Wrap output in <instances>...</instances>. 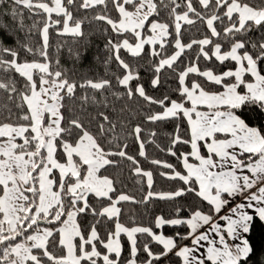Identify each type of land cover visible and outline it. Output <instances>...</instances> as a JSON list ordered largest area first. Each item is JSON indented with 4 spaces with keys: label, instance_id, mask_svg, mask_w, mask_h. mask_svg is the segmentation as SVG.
Wrapping results in <instances>:
<instances>
[{
    "label": "snow or ice",
    "instance_id": "obj_1",
    "mask_svg": "<svg viewBox=\"0 0 264 264\" xmlns=\"http://www.w3.org/2000/svg\"><path fill=\"white\" fill-rule=\"evenodd\" d=\"M195 3L197 6L194 0H11L9 4V0H0V33L13 41L9 45L0 36V72L5 74L0 78V90L12 105L2 106L7 115L0 119V264H249L252 260L259 242L250 234L257 220L264 226V0ZM98 8L101 11L92 20L105 22L116 37L107 38L104 63L107 69L115 60L120 74L106 71L109 78L84 74L77 80L75 69L66 70L58 55L54 61L49 58V31L60 26V35L83 37L82 25L90 21L80 17L81 10ZM25 10L43 19L26 25ZM9 14L12 24L4 20ZM198 21L208 34L185 43V26H195ZM34 32L41 36L38 49L32 46ZM146 45L150 46L149 56L156 58L148 61L151 86H161L162 71L170 70L178 78L175 91L181 99H171L167 93L163 98L148 95L140 83L139 65H130L120 54L123 49L133 58H142ZM194 46L198 50L181 69L178 62ZM168 47L173 49L171 55L166 54ZM69 52L76 61L83 55ZM29 55L40 59L28 60ZM201 58L205 62L214 59L220 65L233 62L235 68L217 72L214 65L202 70ZM190 74L206 84L190 79ZM17 76L24 81L20 87ZM77 89L99 92L103 99L95 94L80 97L79 111L84 114L80 115L66 104L77 101ZM137 97L149 105L143 117L147 122L186 121L184 135L188 138L180 134L177 124L167 148L175 157L178 144L190 147L178 157L186 174L171 163L151 161L172 170L161 176L179 179L185 187L153 192V172L143 170L127 154V137H121L117 122L105 114L113 101ZM152 105L160 111H154ZM89 106L104 109L97 112L95 128L88 119ZM143 131L136 123L129 134L139 144V156L146 158L145 144L154 141L141 139ZM149 135L155 137L156 133ZM117 158L134 165V176L146 178L149 191L142 200L118 192L115 179L101 174L102 169L119 167ZM187 193L206 202L208 209L176 202ZM90 197L107 203L94 207ZM153 199L173 202L175 207L167 216L157 215L150 226L135 220L130 226L120 222L121 202L147 204ZM185 211L187 216L182 215ZM81 215L93 218L83 229L78 221ZM109 222L111 229L106 227ZM56 223L57 228L42 226ZM98 226L105 228L103 236ZM166 226H186L188 232L166 235ZM186 240L190 244H184ZM153 244L159 247L154 250ZM53 246L62 254L50 251ZM141 252L143 260L138 258Z\"/></svg>",
    "mask_w": 264,
    "mask_h": 264
},
{
    "label": "trees",
    "instance_id": "obj_2",
    "mask_svg": "<svg viewBox=\"0 0 264 264\" xmlns=\"http://www.w3.org/2000/svg\"><path fill=\"white\" fill-rule=\"evenodd\" d=\"M10 3L11 0H9V4ZM194 6H197L195 0ZM109 9H111L110 3ZM4 11H8V8H4ZM98 11H101V9L98 8L95 10H81L79 14L80 17L87 16L90 21V23L86 22L84 25H82V30L85 32V36L83 37H75L72 35H60L58 34L60 26L50 28L49 31V58L54 61L58 55L61 65H63L66 70L75 69V78L77 80H79L84 74H87L90 78H109L105 75L106 71L109 74H120L119 72H117V63L115 60H112L108 64L106 69L104 61L105 58L108 56V53L104 50V45L107 43V38L109 36H111L114 40L116 39V37L112 33L110 26H108L105 22L92 20V17ZM112 15L115 18L116 13L112 12ZM161 17L167 20V16L164 12H161ZM53 18H55V15ZM37 19L42 20L43 17L30 16L27 10H25L24 23L26 25L31 26L33 21ZM4 20L8 24L13 23L10 14L8 16H5ZM105 28L108 29L107 33H104L103 31ZM185 28L187 29L186 34L183 35V41L185 43L189 42L190 38L200 39L202 38V34H208V29L206 28V26L200 23L199 21L195 26H185ZM184 31L185 29H182V33H184ZM18 35L21 39H23V32L18 33ZM255 35L256 34L254 33L253 36ZM0 36H3V38L9 45L13 43L11 36L5 33H0ZM31 39L32 46L38 49L41 44V36L39 32H34L31 36ZM208 47L210 48L211 46ZM69 50H71L72 53H82L83 55L81 56V59L79 61L74 60V57L70 54ZM197 50L198 49L196 48V46H194L192 50H189L185 53V56L181 57V60L178 62L180 64L181 69L184 67L186 59H192L194 53ZM149 52L150 46L146 45L144 53L142 54V58H133L129 56V54L123 49L121 50L120 54L122 58H124L125 61L128 62L130 65H139L141 77L140 83L144 85L146 93L148 95L157 98H163V95L167 93L170 95L171 99H181L179 93L175 91L179 87L178 78L173 75L170 70L165 69L164 71H162L161 86L157 88H153L151 86L153 73L148 67V61L150 59L155 60L156 58L150 57ZM172 52L173 49L171 47H168L166 50V54L171 55ZM97 57H99V59H97ZM26 58L28 60L40 59L38 55L35 57L29 55ZM214 65V70L217 72H222L224 70H227L228 68H235V64L233 62H225L224 65H220L214 59L211 62H205L203 58H201V60L199 61V66L202 70L205 67L211 68ZM53 67H55L54 64ZM4 75V73L0 72V78H3ZM15 78L18 81L17 87H20L24 83L23 79L19 78L18 76ZM190 79H196L199 80L201 83L206 84L203 78L198 77L195 74H190ZM135 83L136 82L134 81L133 85H135ZM119 90L123 91V88H120ZM85 94L89 96L95 94L97 98L103 99V96H101L99 92L94 93L93 90L90 89H77V101H66V104L72 111H75L80 115L84 114L80 113L79 111L80 104L78 101L79 98ZM104 95H108V93H105ZM6 103L9 107H12V105L7 100V94L3 90H0V119H3L4 116L7 115L6 111L2 107ZM148 107L149 105L142 98L137 97L132 101H129L125 98L122 100L113 101L112 107L105 114L109 115L110 119L117 122V131L120 133L121 137H127L126 143L128 144V147L125 149L127 154L134 156L139 161V165L143 170H151L153 172L154 183L151 189L153 192H168L177 188L185 187L183 182L179 179L171 180L166 178L165 176H161V172L171 174L172 170L166 169L162 165H155L151 163V161L161 160L162 162L171 163L176 171H181L182 174H186L185 170L183 169V165L178 159V157L181 152H189L190 147L188 145L178 144L174 149L177 152V156L175 157L171 156L168 153L167 148L170 146V135L174 134L177 124L180 125V134L185 139L188 138L186 135H184L187 132V123L183 118H181L180 120L171 119L168 121L156 123L147 122L143 119V117ZM151 108L154 111H160V108L157 105H152ZM98 110L103 111L104 109L99 108V106H89L87 108V113L89 114L88 119H91L93 121V128H95V120L99 119L97 115ZM256 122L258 123V121ZM136 123H140L144 129V131L141 133V139H144L146 141H154L152 143L145 144L146 158L139 156V144L137 143L135 138L129 134ZM250 123L253 122L250 121ZM153 131L156 133L155 137L149 135V133ZM113 150H115L114 147ZM117 159L120 160L119 167H108L107 170L102 169L101 174L109 175L111 178L115 179V181L119 185L118 192H125L126 194L132 196L136 201L142 200L144 195H146L147 191H149V188L146 184V178L136 177L133 175L131 169L134 167V165H132L131 162L127 161L126 159ZM141 180H143L144 182H140ZM176 202L186 207L199 205L205 210L209 207L206 202L200 200L193 193H187L185 196L177 198ZM89 203L95 207L99 203L106 204L107 202L96 201L95 198L90 197ZM119 206L122 209L120 222L130 226V221L135 220L137 224L150 226L152 224L153 219L157 215L164 214L167 216L169 213H171L175 207V204L166 200L153 199L147 204L134 203L132 201H128L121 202V205ZM182 215L187 216L188 212L185 211L182 213ZM92 220L93 218L91 215H81L80 217H78V221L80 222L82 229L88 227ZM106 227L108 229H111L113 227V224L109 222ZM98 231H100L101 235L103 236L105 228L103 226H98ZM156 231L158 232L159 230ZM163 231L166 235H174L177 231L181 234H186L188 232V228L186 226H180L177 228L166 226ZM250 235L254 236L255 241H258L259 244L257 245L258 251L252 257V260L249 262V264H264V226H262L258 220L256 221V226L254 228L253 233H251ZM122 241H126V238L122 237ZM183 243L190 244V240L183 241ZM124 247V256H127V242L124 243ZM152 247L154 250H156L159 246L153 244ZM50 251H53L56 255L62 254V250L55 246L51 247ZM138 258L140 260H143L145 258V254L143 252L139 253Z\"/></svg>",
    "mask_w": 264,
    "mask_h": 264
},
{
    "label": "rangeland",
    "instance_id": "obj_3",
    "mask_svg": "<svg viewBox=\"0 0 264 264\" xmlns=\"http://www.w3.org/2000/svg\"><path fill=\"white\" fill-rule=\"evenodd\" d=\"M102 175H104V174H102ZM123 193H125V192H123ZM42 226H48V227H52V228H57V227H59V223H56V224H53V225H42Z\"/></svg>",
    "mask_w": 264,
    "mask_h": 264
},
{
    "label": "crops",
    "instance_id": "obj_4",
    "mask_svg": "<svg viewBox=\"0 0 264 264\" xmlns=\"http://www.w3.org/2000/svg\"><path fill=\"white\" fill-rule=\"evenodd\" d=\"M201 151H202V154H206V149L201 148ZM190 162H195V161H193V160L190 159Z\"/></svg>",
    "mask_w": 264,
    "mask_h": 264
}]
</instances>
